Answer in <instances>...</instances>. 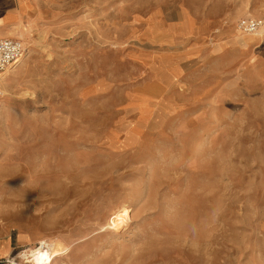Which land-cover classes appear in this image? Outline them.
Here are the masks:
<instances>
[{
  "label": "rangeland",
  "instance_id": "374dc122",
  "mask_svg": "<svg viewBox=\"0 0 264 264\" xmlns=\"http://www.w3.org/2000/svg\"><path fill=\"white\" fill-rule=\"evenodd\" d=\"M23 3L0 264H264V0Z\"/></svg>",
  "mask_w": 264,
  "mask_h": 264
},
{
  "label": "crops",
  "instance_id": "0c3cea01",
  "mask_svg": "<svg viewBox=\"0 0 264 264\" xmlns=\"http://www.w3.org/2000/svg\"><path fill=\"white\" fill-rule=\"evenodd\" d=\"M188 15V14H186ZM25 5L23 0H0V38L3 37H17L19 38V29L25 22ZM185 23L187 27L185 31L187 34L194 32L195 26L193 25L190 16L185 17ZM155 35V33L153 32ZM156 36V35H155ZM236 36L240 35L236 31ZM27 61L26 57L19 63L14 69L8 71L4 76L2 82V89H19L22 85L23 74L25 69L21 67V64ZM180 72L178 70L173 74L174 78H178ZM151 88L165 89L160 83L156 81H150Z\"/></svg>",
  "mask_w": 264,
  "mask_h": 264
},
{
  "label": "built area",
  "instance_id": "2783aa9c",
  "mask_svg": "<svg viewBox=\"0 0 264 264\" xmlns=\"http://www.w3.org/2000/svg\"><path fill=\"white\" fill-rule=\"evenodd\" d=\"M264 26V21L258 18H245L239 21L242 32L253 33ZM26 53V46L20 38H0V100L2 99V82L4 74L14 69Z\"/></svg>",
  "mask_w": 264,
  "mask_h": 264
},
{
  "label": "bare ground",
  "instance_id": "6f19581e",
  "mask_svg": "<svg viewBox=\"0 0 264 264\" xmlns=\"http://www.w3.org/2000/svg\"><path fill=\"white\" fill-rule=\"evenodd\" d=\"M263 27V26H262ZM262 27H260L258 30H256L255 32H253L252 34H256L259 30L262 29ZM237 28L239 31H241L237 25ZM25 30H23L21 33H24L25 35ZM20 39L23 41L24 39L20 37ZM23 43L25 44L26 41L24 40ZM27 50V49H26ZM27 53H25L26 55ZM25 55L23 56V58L19 61V63L22 62V60L24 59ZM6 75V73L4 74V76ZM3 76V77H4ZM2 94H3V89H2ZM3 102V99L0 100V104ZM129 210L127 208H123L122 210H119L117 212H115L113 214V216L109 219L108 222V227L110 228H123V226L126 225L127 220H128V214ZM130 219V217H129ZM50 245L46 246H39L36 247L32 250H30V256H28V258H30V262L32 264H51L52 261L54 260V252L52 251L53 249H56V245L54 244V248H50ZM53 252V253H52Z\"/></svg>",
  "mask_w": 264,
  "mask_h": 264
}]
</instances>
